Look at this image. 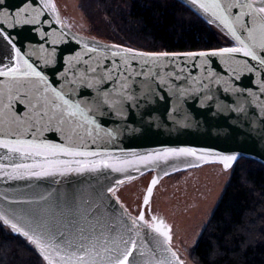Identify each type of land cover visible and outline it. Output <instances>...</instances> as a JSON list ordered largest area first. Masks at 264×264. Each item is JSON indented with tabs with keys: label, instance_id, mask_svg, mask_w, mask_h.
I'll return each instance as SVG.
<instances>
[{
	"label": "water",
	"instance_id": "95a60500",
	"mask_svg": "<svg viewBox=\"0 0 264 264\" xmlns=\"http://www.w3.org/2000/svg\"><path fill=\"white\" fill-rule=\"evenodd\" d=\"M180 1L207 22L212 19L193 7L190 0ZM45 2L54 3L56 11L45 8ZM226 2L221 0V3ZM21 8L27 9L21 12L22 19L32 23L15 24L13 17ZM239 12L238 8L231 10L233 16ZM245 21L250 26V17H245ZM0 22V27L6 30L37 70L48 77L49 83L63 91L67 98L80 101L81 107L96 122L95 125L85 123L75 132L68 123L61 126L63 132L44 130L47 118L36 125L34 113L37 110H29V100L35 101V93L31 85L25 84L18 91L13 89L12 93L24 102L13 100L11 108L6 110L9 119H15V113V116L35 125L21 138L110 152L113 158L131 161L120 172L105 168L96 172H57L36 177L15 172L13 165L22 162L18 154L0 148V213L21 226H39L38 231L43 232L62 231L69 239H75L79 227L88 228L90 224H96L98 231L100 225L105 226V230L111 228L112 235L120 233L126 238L134 235L127 231L132 226L129 214L133 218L137 215L117 200L109 188L117 190L127 182L152 173L147 187L153 179L158 180L153 189L154 196L157 186L167 176L219 163L213 162L212 157L201 161L182 155L157 158L147 165L138 160L141 156L155 157L168 149L195 148L235 154L237 159L230 168L242 157L264 164V67L258 61L243 54L227 59L184 55L189 52H167V57L128 58L125 62L120 56H113L112 52L131 47L74 31L64 21L55 0H2ZM209 24L235 43L234 47L238 46L218 21ZM237 30L246 37L247 33L239 26ZM113 45L120 47L113 48ZM6 47L10 48V45L0 38V50ZM244 62L251 71L245 68ZM0 90L4 92L0 96V108H4L8 94L3 77H0ZM26 112L27 116L24 115ZM87 131L92 135H87ZM34 132L35 135L32 134ZM119 180L124 182L117 184ZM152 200L149 208H145L142 200L139 212L144 211L146 216L154 215ZM62 239L58 238L57 242ZM161 239L144 229L137 242L140 244L142 241L146 250L151 249L156 253L155 259H160L167 255L157 247L156 242ZM172 249L177 252L173 245Z\"/></svg>",
	"mask_w": 264,
	"mask_h": 264
},
{
	"label": "snow or ice",
	"instance_id": "6c2138e0",
	"mask_svg": "<svg viewBox=\"0 0 264 264\" xmlns=\"http://www.w3.org/2000/svg\"><path fill=\"white\" fill-rule=\"evenodd\" d=\"M190 2L197 10L210 15L212 19H209V23L218 21L227 30V33L235 39L238 46L221 48L210 53L189 52L184 55L189 57L198 55L202 58L219 56L232 59L236 54H243L245 57L258 61L264 67V0H245L243 3L240 0H227L226 3H221V0H190ZM44 7L51 8L53 12L56 11L54 3L45 2ZM233 8L240 9L238 15L233 16L231 14ZM26 11V8H21L15 13L13 17L15 24L33 22L22 19L20 14ZM34 11L36 10L34 9ZM39 14L37 12V15ZM245 17H250V26L249 22L245 21ZM237 26L247 33L246 37H242L237 30ZM0 38H3L10 45V48L6 47L0 50V65H2L0 66V77L5 78L7 82L8 94L7 105L0 108V133H3V135H0V148L7 149L9 153L18 154L22 162L14 164L13 170L21 175L36 177L54 175L57 172L60 174L66 172H96L105 168L117 172L123 171L124 167L130 164L131 161L113 158L110 152L89 151L78 146L57 144L47 140L38 141L36 139L21 138L35 125L21 119L19 116H15V113H13L15 119H9L6 110L11 108L13 100H20L18 95L12 94L13 89L18 91L25 84L31 85L35 93V101L29 100V110H37L34 113L36 125L47 118L44 130L63 132L61 126L68 123L75 132L76 128H83L85 123L95 125L96 122L88 116L85 108L81 107L80 101L67 98L63 91L58 90L49 83L48 77L37 70L21 48L17 47L12 41L3 27H0ZM112 47L119 48L120 46L113 45ZM92 51H96V49H92ZM112 55L120 56L127 62L128 58L167 57L169 53L137 52L131 48H124L122 51H113ZM45 62L49 63L50 61ZM244 66L248 71L252 70L247 62H244ZM3 95V90H0V96ZM20 102L23 103L24 101L20 100ZM24 115L27 116V112ZM53 123H55L54 129ZM96 127L98 128L99 125H96ZM16 129H19V131ZM36 131L39 132L40 128L37 127ZM32 134L35 135L36 133ZM87 135L91 136V131H87ZM11 136L16 138H9ZM181 155L196 157L201 161H207L209 157H212L213 162L223 164L226 169L230 168L237 159L235 154L227 155L207 149L181 148L168 149L162 154L157 153L155 157L152 155L141 156L138 157V160L147 165L157 158ZM23 161H31V163ZM128 178L133 179L131 176ZM123 182V180H119L117 184ZM157 183L158 180L153 179L147 187L143 198L145 208L151 206L153 189ZM108 191L115 194L116 188H109ZM117 200H119V197H117ZM129 218L132 226L127 231L134 233V235H129L127 238L120 233L112 235L111 228L105 230L103 225H100L98 231L96 224H90L88 228L79 227L75 239H69L65 237V233L62 231L58 233H53L51 230L43 232L38 231L39 226L36 228L31 227V225L24 227L0 213V221L9 226L12 232L25 237L30 244L35 246L43 259L47 261V264H184L177 252L172 249L173 229L171 225L165 223L162 218L156 215L146 216L144 211L139 212L134 218L129 214ZM144 229H148L155 233L157 237L162 238L157 240V247L161 248L167 255L155 259V252L151 249L146 250V246L142 241L138 244V238ZM60 237L64 239L58 243Z\"/></svg>",
	"mask_w": 264,
	"mask_h": 264
},
{
	"label": "trees",
	"instance_id": "16d2710c",
	"mask_svg": "<svg viewBox=\"0 0 264 264\" xmlns=\"http://www.w3.org/2000/svg\"><path fill=\"white\" fill-rule=\"evenodd\" d=\"M83 1V0H82ZM109 25L99 37L149 52H194L232 41L180 0H84ZM83 6H85L83 4ZM110 27V29H109ZM195 264H264V164L242 157L199 240ZM0 264H46L0 221Z\"/></svg>",
	"mask_w": 264,
	"mask_h": 264
},
{
	"label": "rangeland",
	"instance_id": "374dc122",
	"mask_svg": "<svg viewBox=\"0 0 264 264\" xmlns=\"http://www.w3.org/2000/svg\"><path fill=\"white\" fill-rule=\"evenodd\" d=\"M55 1L64 21L74 31L109 41L97 33H103L109 21L100 14L96 3L87 7L84 0ZM234 46L236 44L232 42L229 47ZM232 172L233 167L225 169L222 164L209 163L167 176L157 186L152 200V213L163 217L172 226V245L186 264H195L192 248L220 201ZM151 177L152 173L145 174L116 190L115 196L135 216L140 211Z\"/></svg>",
	"mask_w": 264,
	"mask_h": 264
}]
</instances>
